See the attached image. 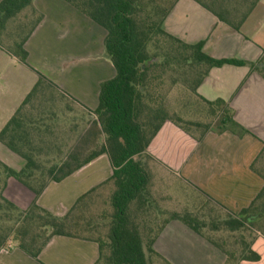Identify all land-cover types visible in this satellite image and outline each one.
<instances>
[{"label":"crops","instance_id":"crops-1","mask_svg":"<svg viewBox=\"0 0 264 264\" xmlns=\"http://www.w3.org/2000/svg\"><path fill=\"white\" fill-rule=\"evenodd\" d=\"M33 9L42 21L24 45L27 62L0 45V133L42 75L55 88L41 90L26 107L23 130L32 138L42 170L75 167V156L86 158L98 147L93 112L101 84L116 75L106 55L107 32L65 0H35ZM164 29L188 44L204 42V52L215 59L258 64L264 56V0H178ZM197 93L209 102L224 101L237 127L211 130L199 141L166 122L147 153L173 177L239 215L264 191V77L250 65H224L210 70ZM0 161L16 171L26 166V160L2 142ZM112 175L110 158L103 154L61 182L50 181L37 204L63 217L93 189L98 188L95 198L111 193V184H103ZM4 196L22 210L35 199L14 178L8 180ZM252 215L256 233L252 249L261 259L239 264H264V196L256 201ZM154 248L171 264L227 261L222 251L179 221L168 223ZM99 257L96 242L56 236L38 259L13 243L1 251L0 264H95Z\"/></svg>","mask_w":264,"mask_h":264},{"label":"trees","instance_id":"trees-1","mask_svg":"<svg viewBox=\"0 0 264 264\" xmlns=\"http://www.w3.org/2000/svg\"><path fill=\"white\" fill-rule=\"evenodd\" d=\"M34 1L2 0L0 3V38L9 21L25 9L30 8L38 16L26 37L10 49L22 63L28 58L24 45L42 21V16L33 9ZM65 1L107 32L106 55L116 75L101 84L99 105L93 112L97 117L98 147L86 158L75 156V167L45 171L37 166L39 154L34 152L32 138L23 130L25 124L21 117L41 90L55 88L39 75L31 93L0 133V142L26 160L25 168L20 171L0 161V253L16 243L20 250L38 259L54 237L65 236L96 242L100 257L95 264H153L154 257L171 264L155 251L154 245L168 223L179 221L222 251L227 256L225 264L260 261L261 256L252 249L256 237L252 210L256 201L263 198L264 191L239 215L229 213L207 198L213 205L208 213L198 209L168 211L153 196L148 163L153 159L147 152L166 122H172L199 141L211 130L220 132L230 126L237 127L224 101L209 102L197 90L211 69L224 65H250L252 71L264 77V56L258 64L215 59L204 52V42L188 44L169 34L164 22L178 0ZM217 16L223 19L218 13ZM176 86L190 92L213 123L185 121L171 114L167 88ZM192 128L201 134L197 135ZM103 154L109 156L113 167L112 177L103 184L112 186L110 196L104 200V211L95 215L87 212L98 188L82 196L63 217L37 204L50 181L61 182ZM11 178L34 193L35 199L27 210L5 198Z\"/></svg>","mask_w":264,"mask_h":264},{"label":"rangeland","instance_id":"rangeland-1","mask_svg":"<svg viewBox=\"0 0 264 264\" xmlns=\"http://www.w3.org/2000/svg\"><path fill=\"white\" fill-rule=\"evenodd\" d=\"M37 19L38 16L30 8L25 9L15 19L9 21L0 38V45L7 49H13L16 43L26 37ZM168 88L171 114H175L185 121L213 123V119L201 111L200 105L190 92L183 91L179 86ZM192 131L197 135L201 134L200 130L195 128H192ZM148 163L152 174V193L163 209L173 212H184L185 210L194 212L198 209L208 213L209 209L213 207L204 196L160 168L154 161L150 160ZM101 194L90 204L87 211L90 215L99 214L106 209L104 200L110 196V193ZM85 236H89V234H85ZM153 264L164 263L154 257Z\"/></svg>","mask_w":264,"mask_h":264},{"label":"built area","instance_id":"built-area-1","mask_svg":"<svg viewBox=\"0 0 264 264\" xmlns=\"http://www.w3.org/2000/svg\"><path fill=\"white\" fill-rule=\"evenodd\" d=\"M7 250V249H6ZM2 251H5V250H2Z\"/></svg>","mask_w":264,"mask_h":264}]
</instances>
